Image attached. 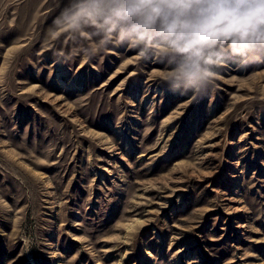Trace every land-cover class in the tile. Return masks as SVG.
Wrapping results in <instances>:
<instances>
[{"label":"rangeland","instance_id":"obj_1","mask_svg":"<svg viewBox=\"0 0 264 264\" xmlns=\"http://www.w3.org/2000/svg\"><path fill=\"white\" fill-rule=\"evenodd\" d=\"M71 2L0 0V264H264V64L173 91L53 41Z\"/></svg>","mask_w":264,"mask_h":264},{"label":"clouds","instance_id":"obj_2","mask_svg":"<svg viewBox=\"0 0 264 264\" xmlns=\"http://www.w3.org/2000/svg\"><path fill=\"white\" fill-rule=\"evenodd\" d=\"M113 33L142 58L178 57L160 62V79L198 95L229 53L240 68L264 64V0H72L50 28L53 41L68 37L86 58L105 51Z\"/></svg>","mask_w":264,"mask_h":264}]
</instances>
